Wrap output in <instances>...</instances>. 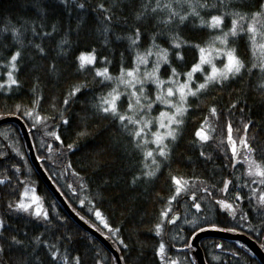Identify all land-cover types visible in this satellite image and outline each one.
Wrapping results in <instances>:
<instances>
[{
    "label": "trees",
    "instance_id": "obj_1",
    "mask_svg": "<svg viewBox=\"0 0 264 264\" xmlns=\"http://www.w3.org/2000/svg\"><path fill=\"white\" fill-rule=\"evenodd\" d=\"M76 2H85L86 7L78 9L75 7ZM98 2L100 0H72L69 11V7L61 3V0H0V29L5 25H15L23 33V45H16L10 31H0V57H7L16 47L22 50L17 73L20 84L0 88V118L17 116L25 123L39 165L52 184L76 216L104 235L118 250L122 264H160L159 258L154 256V246L161 237H156L149 229L174 190L170 181L172 174L191 178V181L188 190L179 195L178 201H172L173 210L178 212V220L165 228L162 237L168 245L169 256L178 258L182 264H190L192 261L196 264L192 248L184 249L180 245L189 237L192 238L191 233L197 226L207 229L208 223L217 224L216 229L221 230L235 228L233 232L245 233L264 251V214L258 206H254L255 200L246 183L257 188V192L264 186L254 183L258 178L245 174L246 166L242 160L238 159L237 164L232 165L226 159L231 156L225 139L227 133L224 121L227 114L218 120L214 119L216 127L211 133L214 138L203 145L194 143L198 139L194 136L195 130L200 127L208 104L215 103L218 112H223L236 100L238 107L230 110L232 114L227 116L233 122L234 137L237 135L235 129L241 126L243 117L253 122L248 131L249 138L255 137L256 145H264V97L253 88L259 70H253L251 80L247 75L232 78L222 86L216 85L204 90L198 97H189L191 107L185 114L177 139L170 143L169 158L164 160L157 153L156 159L161 164L156 175L141 177L133 183V176L146 171L143 164L151 165V159H145L140 150L128 143L127 134L112 122L111 117L105 119L103 114L96 112L93 105L101 90L91 71L77 70L75 58L81 51L95 48L97 56H107L112 61L107 65L110 72L118 74L120 53H126V67L131 66V53L127 40L117 41L114 34L123 36L138 22L134 19L132 0H105L106 4L112 5L117 17L111 26L109 42L105 44L103 25L93 11ZM243 2L234 0L236 4ZM125 19L127 24L124 23ZM187 24L188 27H179L182 35L193 40L206 38V32L192 30L191 20ZM40 25L44 26V31H51L52 26L56 25L55 35L43 39V45L48 49L46 58H42L29 43L30 40L40 43L42 38L33 36L30 30L25 31L26 27L39 29ZM155 30L151 26L147 28L144 43L140 45L142 49L151 43L148 37ZM61 39H65L66 43L59 44ZM165 39L161 37L156 42L168 46ZM58 44L59 47H56ZM245 47V38H241L238 50L248 60ZM61 49L65 51L61 52ZM196 55L194 50H186L185 60L177 65L180 71H186L185 65L190 67ZM53 58L57 69L55 73L48 71ZM104 66L103 61L97 60L96 67ZM4 71L6 69L0 67L2 79H6L3 77ZM161 75L166 78L167 72L163 71ZM202 79V75L196 74L197 81ZM37 81V91L41 96L37 111L49 119L33 127V120L24 116L23 111L25 107L31 106L34 99L32 86ZM80 81H86L88 89L70 98V103L64 105L65 93ZM124 107L126 103L121 105V109ZM161 108V105H153L151 114ZM61 112L68 118V124L61 119ZM81 130H86L88 134L78 137L77 133ZM49 131H55L61 139L57 141L48 136ZM73 143L74 147L69 150L67 145ZM148 147L153 148V145L149 143ZM201 151L209 155L202 157ZM0 152L4 153L0 156V179L7 177L0 183V220L5 221L4 227L0 228L3 233L0 237V264H33L32 238L37 235L50 243L56 242L57 236L63 235L66 238L71 235L73 242L71 250L67 252L70 258L79 254L82 264H97V261L100 264H115L107 247L82 228L53 196L30 161L20 129L12 121L0 125ZM13 165H17L19 171ZM225 178L230 181L228 190L220 191ZM205 187L208 193L203 191ZM27 188L39 196L40 204L48 214L47 221L42 216L37 218L8 209V204L19 199ZM237 191L241 192L243 199L235 202L238 206L235 207V215H232L227 209H221L216 201L225 199L232 203ZM194 200L202 205L199 212L191 207ZM97 210L108 227L99 223L95 215ZM245 214L246 218H242ZM193 220L195 223L184 222ZM116 229L119 231L113 235L112 230ZM11 235H17L23 240L24 246L11 244ZM181 236L185 239L181 240ZM173 237L176 239L173 240ZM199 241L206 264H262L244 243L237 240L206 236ZM173 243L177 247H171ZM216 244L221 247L216 248ZM37 248L46 264L50 257L44 256L43 245ZM61 251H65L63 242Z\"/></svg>",
    "mask_w": 264,
    "mask_h": 264
},
{
    "label": "snow or ice",
    "instance_id": "obj_2",
    "mask_svg": "<svg viewBox=\"0 0 264 264\" xmlns=\"http://www.w3.org/2000/svg\"><path fill=\"white\" fill-rule=\"evenodd\" d=\"M71 2L72 0H61V3L69 7V11H71ZM75 7L84 9L86 3L76 2ZM132 10L134 19L138 23L130 27L123 36L114 34L117 41L127 40V47L131 53V66H124L126 53L121 52L119 72L113 75L107 67L112 61L107 56H97L95 48L90 51H81L76 56L75 62L78 71H91L96 85L101 90L93 105L96 112L103 114L105 119L111 117L112 122L118 124L120 129L127 134L128 143L133 148L140 150L145 159H151V165L143 164V168L147 169L146 171L133 176L132 182L136 183L141 177L148 178L156 175L161 164L156 159L157 153L164 160L169 158L170 143L177 139L180 126L184 123L185 114L191 107L189 97H198L204 93V90L216 85L222 86L225 81L232 78L247 75L251 80L254 69L259 70V76L253 88L259 90L261 96L264 97V0H244L242 4H236L234 0H163V2L162 0H132ZM93 11L97 13L98 19L103 25L104 42L107 44L110 39L111 26L117 20L116 14L112 5L106 4L105 0H100ZM189 20L192 21V30L206 32V38L193 40L180 33V25L188 27L187 22ZM124 23L127 24V19L124 20ZM149 26L156 30L151 32L148 37L151 43L142 49L140 45L144 43L145 33ZM173 26H175V30ZM43 27V25H40L39 29L26 27L25 31L30 30L33 36L42 38L40 43H33L31 40L29 43L42 58H46L48 49L43 45V39H50L55 35L56 25L52 26L51 31H44ZM0 31H10L16 45H23L21 39L23 33L19 31L17 26L5 25ZM161 37L166 38L165 43L168 46H161L156 42ZM241 38H245V51L248 53V60H245L238 50V41ZM65 43V39L59 41V44ZM59 44L56 47H59ZM186 50H194L197 55L191 66L185 65L187 70L182 72L177 65L185 60ZM64 51L65 49H61V52ZM21 56V47H16L7 57H0V67L6 69L3 72V77L6 79L0 78V88L6 85L18 86L20 84L17 73ZM97 60L103 61L105 66L96 67ZM218 62L221 65L219 67L217 66ZM48 71L51 73L57 71L54 58L48 65ZM163 71L167 72L166 78H162L161 73ZM196 74L202 75L203 79L197 81ZM38 83L37 81L32 86L34 99L31 106L25 107L23 111L24 116L33 120V127L42 120L49 119L37 111V105L41 101V96L37 91ZM88 87L86 81L72 85L70 90L65 93L63 104H69L70 98L81 94ZM125 103L126 107L122 110L121 105ZM153 105H163L167 110L162 109L153 117L151 115ZM237 107V101L233 100L223 112H218L216 104L209 103L207 113L200 121V127L195 130L194 136L198 139L194 143L203 145L204 142L214 138L211 135L216 127L213 122L214 119L218 120L220 116L227 114L224 121L227 133L225 139L231 156L226 157V159L232 165H236L238 159L242 160L246 166L245 174L249 177L258 178L254 183L264 186V145H256L254 143L255 137L249 138L248 136L250 124L253 122L242 117L241 126L235 129L237 135L234 137L233 122L227 119V116L232 114L230 110H235ZM19 108L18 105L17 109L19 110ZM60 116L65 124L69 123L63 112L60 113ZM150 125L155 126L154 131ZM87 134L86 130H81L77 136L83 137ZM47 135L54 137L57 141L61 139L55 131H49ZM149 143L156 147H148ZM73 147L74 143L67 145L69 150ZM49 148L51 150V146ZM3 155L4 153L0 152V156ZM206 155L209 154L204 151L200 152V156ZM13 167L19 171L17 165H13ZM3 179H0V183H3ZM170 181L174 190L167 197L157 220L149 230L156 237H161L154 246V256L159 258L160 264H182L178 258L168 255V245L162 237L165 228L174 225L178 220V212L173 210L172 201H178L179 195L188 190L191 178L172 174ZM229 183L230 181L225 178L220 191H227ZM246 186L250 188V193L253 195L254 206H258L261 213L264 214V188L257 192V188L251 187L247 183ZM203 191L208 193V188L205 187ZM25 195L26 193H21L19 199L8 204V209L28 213L37 218L42 216L47 221L48 214L40 205L39 197L33 196L31 201H26ZM241 199L243 196L241 192L237 191L232 203L225 199H218L216 203L221 209H227L230 214L235 215V207L238 206L235 202ZM191 207L199 212L202 205L194 200ZM95 215L104 223L105 227H108L99 210L96 211ZM242 218H246V214ZM184 222L195 223V220ZM4 224L5 221L0 220V228H3ZM206 227L215 229L218 225L208 223ZM224 230L236 231L235 228ZM118 231V229L112 230V234L116 235ZM202 231L204 229L197 226L192 231L191 236L194 237ZM2 236L3 233L0 232V237ZM175 239L176 237H173V240ZM180 239L184 240L185 238L181 236ZM9 240L11 244L24 246V241L19 239L17 235H11ZM55 240L56 242L50 243L39 235L32 238L33 264H45V260L39 254L38 245H43L44 256L50 257L46 264H61V262L62 264H82L79 254L73 255L71 258L67 254L71 250L70 245L73 242L71 235L66 238L63 235L57 236ZM61 242H63L65 251H61ZM171 247L175 248L177 245L173 243ZM180 247L191 249V238L189 237ZM215 247L220 248L221 245L216 244ZM97 264L100 262L97 261ZM190 264H194V261Z\"/></svg>",
    "mask_w": 264,
    "mask_h": 264
},
{
    "label": "water",
    "instance_id": "obj_3",
    "mask_svg": "<svg viewBox=\"0 0 264 264\" xmlns=\"http://www.w3.org/2000/svg\"><path fill=\"white\" fill-rule=\"evenodd\" d=\"M12 121L15 124L18 125L22 138L24 140L30 161L32 162L33 166L35 167L36 171L42 178V180L46 183V185L49 187V189L52 191L59 201V203L63 206L65 211L72 217L74 220L82 227L85 228L89 233H91L96 238L107 247V249L110 251V253L113 255L115 259V264H122L120 255L117 249H115L111 243L104 237V235L100 234L98 231H96L94 228L89 226L86 222H84L81 218L76 216V214L72 211V209L69 207L62 197V195L59 193V191L55 188V186L52 184L51 180L48 178L44 170L39 165V161L37 160V157L34 153V149L32 146V142L29 136V132L26 128L25 123L18 118L17 116H4L0 118V125L6 122ZM206 236H212V237H218V238H224V239H231V240H237L241 243H244V245L264 264V251L261 249V247L256 243L254 239L246 235L242 232H230L226 230L221 229H213V228H207L204 229L202 232H198L196 236L191 238L192 242V254L195 257L196 264H206L205 259L203 257V253L201 251V247L199 245V240Z\"/></svg>",
    "mask_w": 264,
    "mask_h": 264
},
{
    "label": "rangeland",
    "instance_id": "obj_4",
    "mask_svg": "<svg viewBox=\"0 0 264 264\" xmlns=\"http://www.w3.org/2000/svg\"><path fill=\"white\" fill-rule=\"evenodd\" d=\"M217 66L219 67V66H221V65H220L219 63H217ZM205 67H207V66H205ZM193 86H194V84H193ZM161 106H162V108H161L160 110H162V109L167 110L165 106H163V105H161ZM160 110H159V111H160ZM159 111H157L155 114H153V115L151 114V115L154 117V116H156V115L159 113ZM151 126H152L153 128H152ZM150 127L152 128L153 131L155 130V126H154V125H150ZM155 147H156V146L153 145V148H155ZM25 193H26V195H25L24 198H25L26 201H31L33 196H37L36 193H35L31 188H27ZM37 197H39V196H37ZM39 203H40V199H39ZM40 205H41V204H40ZM97 219H98V218H97ZM98 221H99V223H101L102 225H104V223L101 222L100 219H98Z\"/></svg>",
    "mask_w": 264,
    "mask_h": 264
}]
</instances>
